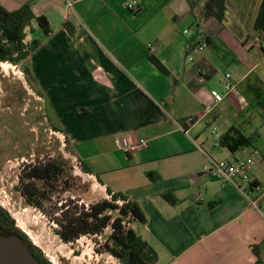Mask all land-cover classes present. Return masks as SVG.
<instances>
[{
    "label": "crops",
    "instance_id": "0c3cea01",
    "mask_svg": "<svg viewBox=\"0 0 264 264\" xmlns=\"http://www.w3.org/2000/svg\"><path fill=\"white\" fill-rule=\"evenodd\" d=\"M74 1L73 9L64 0L0 4L16 11L31 3L49 21L51 36L29 59L76 158L102 189L139 204L147 224L138 231L158 264H264V35L254 30L261 1L230 10L226 0L222 25L193 15L187 0H137V11L133 0ZM228 74L238 92L205 114ZM231 130L257 137L234 153L220 144ZM142 139L150 146L130 153L118 144ZM254 151L261 156L250 177L261 191L251 200L205 172L211 159L236 162ZM168 193L182 203H166Z\"/></svg>",
    "mask_w": 264,
    "mask_h": 264
},
{
    "label": "trees",
    "instance_id": "16d2710c",
    "mask_svg": "<svg viewBox=\"0 0 264 264\" xmlns=\"http://www.w3.org/2000/svg\"><path fill=\"white\" fill-rule=\"evenodd\" d=\"M187 1L193 15L196 11H200L203 12L205 19H214L219 24H223L227 10L226 0ZM33 23L45 36H51L53 31L48 19L43 14L36 15L31 3L23 5L16 11H8L0 4V62L21 67L30 89L46 101L42 87L28 62L31 54L40 46L38 40L27 41L28 29L30 33L34 31ZM254 30L264 35V0H261ZM206 40L203 42L206 43ZM150 61L162 74L170 75L169 70L160 60L152 56ZM257 103L264 109V93L257 97ZM49 113L48 108L47 119L50 129L65 135L66 151L77 157L66 132L56 124ZM256 137L255 135L245 138L238 131L231 130L221 138L220 144L235 153L240 148L251 145ZM79 162L83 173L95 176L97 181L104 185L87 165ZM71 170L70 162L64 159L62 154L57 153L44 161L24 165L16 188L28 206L41 211L56 225L54 232L63 243L72 244L84 236L102 237L104 240L100 245L101 253L110 254L119 264H158L157 250L136 229L146 226V216L139 204L126 194L114 192L107 186L106 193L110 198H102L87 207L72 199L60 206L58 203L63 199L53 201L60 194V187L71 177ZM162 198L171 206L182 203V200L172 193L165 194ZM107 230L110 232L105 235ZM0 233L20 236L29 244L31 252L42 264H53L46 258L42 249L34 245L29 236L17 226L12 215L1 206Z\"/></svg>",
    "mask_w": 264,
    "mask_h": 264
},
{
    "label": "rangeland",
    "instance_id": "374dc122",
    "mask_svg": "<svg viewBox=\"0 0 264 264\" xmlns=\"http://www.w3.org/2000/svg\"><path fill=\"white\" fill-rule=\"evenodd\" d=\"M238 1L228 0L230 10ZM258 1L261 0H254ZM35 27L31 33L28 30L27 41L38 40L41 45L45 35ZM28 62L32 65L30 59ZM47 113V102L30 89L21 67L0 62V206L12 215L17 226L53 264H119L110 254L101 253L102 237L84 236L75 243H63L54 232L56 225L41 211L28 206L16 188L24 165L60 153L70 162L72 170L71 177L53 200L63 199L58 206L69 199L86 207L102 198L109 199L97 180L83 173L76 157L66 151L67 140L65 137L64 146L63 133L50 129ZM109 232L107 230L105 235ZM140 233L148 238L141 229Z\"/></svg>",
    "mask_w": 264,
    "mask_h": 264
},
{
    "label": "built area",
    "instance_id": "2783aa9c",
    "mask_svg": "<svg viewBox=\"0 0 264 264\" xmlns=\"http://www.w3.org/2000/svg\"><path fill=\"white\" fill-rule=\"evenodd\" d=\"M66 5L73 9L74 0H64ZM138 1L133 0L129 5V9L132 11L138 10ZM188 31H186L187 33ZM204 44V42H202ZM204 45H199V50H202ZM238 92L237 86L232 83L231 75H226V85H225V92L223 94L214 92L213 93V103L206 107V113L211 111V109L228 97L231 94H235ZM62 140L64 141L65 146V135H61ZM122 149L126 153H130L137 149H146L150 146L147 140H140L138 142H118ZM260 153L258 151H254L252 156L246 159H242L236 162H229V161H214L211 159V165L205 168V172L211 176L212 178L217 179L223 185H233L243 191L244 195L251 200V195L254 192H260L261 187L256 184L250 177V173L253 171L256 162L255 159L260 157ZM78 160L77 158H75ZM79 161V160H78ZM80 164V162H79ZM81 165V164H80ZM245 186L246 189L244 190L242 187ZM109 197V196H108ZM110 198V197H109ZM253 205H256V201H252Z\"/></svg>",
    "mask_w": 264,
    "mask_h": 264
},
{
    "label": "water",
    "instance_id": "95a60500",
    "mask_svg": "<svg viewBox=\"0 0 264 264\" xmlns=\"http://www.w3.org/2000/svg\"><path fill=\"white\" fill-rule=\"evenodd\" d=\"M0 264H42L20 236L0 233Z\"/></svg>",
    "mask_w": 264,
    "mask_h": 264
}]
</instances>
